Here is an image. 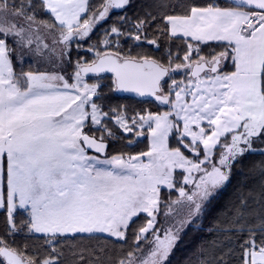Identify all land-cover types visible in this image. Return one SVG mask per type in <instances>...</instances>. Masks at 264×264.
Listing matches in <instances>:
<instances>
[{
  "label": "snow or ice",
  "instance_id": "6c2138e0",
  "mask_svg": "<svg viewBox=\"0 0 264 264\" xmlns=\"http://www.w3.org/2000/svg\"><path fill=\"white\" fill-rule=\"evenodd\" d=\"M189 233L182 264H264V0H0V264Z\"/></svg>",
  "mask_w": 264,
  "mask_h": 264
},
{
  "label": "trees",
  "instance_id": "16d2710c",
  "mask_svg": "<svg viewBox=\"0 0 264 264\" xmlns=\"http://www.w3.org/2000/svg\"><path fill=\"white\" fill-rule=\"evenodd\" d=\"M124 102L126 103L127 101H124ZM193 239H194V237L191 233H189V235L187 237H185L184 244L176 252L174 264H182L184 257L188 254V252L191 248V244H192Z\"/></svg>",
  "mask_w": 264,
  "mask_h": 264
}]
</instances>
